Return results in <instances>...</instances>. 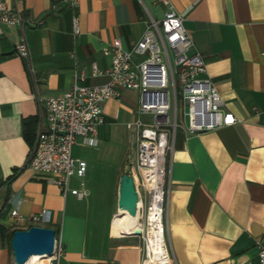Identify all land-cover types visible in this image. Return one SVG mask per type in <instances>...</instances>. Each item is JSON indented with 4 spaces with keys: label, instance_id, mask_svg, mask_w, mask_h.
<instances>
[{
    "label": "crops",
    "instance_id": "1",
    "mask_svg": "<svg viewBox=\"0 0 264 264\" xmlns=\"http://www.w3.org/2000/svg\"><path fill=\"white\" fill-rule=\"evenodd\" d=\"M23 12L19 25L0 23V224H13L14 208L30 216L43 209L65 251L61 264H142V240L121 234L118 212L121 176L113 179L111 209L102 213L97 189L73 175L71 188L80 199L63 196L49 175L27 165L31 146L24 119L37 117L45 100L69 90L76 75L81 85L106 83L111 58L103 48L120 38L124 47L140 39L151 18L164 17L160 0H78L74 9L63 0H2ZM185 20L195 50L222 95L224 108L238 121L198 134L179 130L170 154L166 225L172 264H261L264 245V0H170ZM81 34L73 35L72 17ZM25 40L29 56L16 45ZM96 65L103 73L92 74ZM140 93L122 91L104 103L105 125L137 116ZM101 126V127H102ZM101 127L97 136L100 148ZM84 146V145H83ZM19 169L17 175L10 177ZM117 183V185L115 184ZM118 203V201H117Z\"/></svg>",
    "mask_w": 264,
    "mask_h": 264
},
{
    "label": "built area",
    "instance_id": "2",
    "mask_svg": "<svg viewBox=\"0 0 264 264\" xmlns=\"http://www.w3.org/2000/svg\"><path fill=\"white\" fill-rule=\"evenodd\" d=\"M63 1L72 9L78 6V0ZM160 1L168 10L163 18L150 19L140 39L125 48L121 39L115 38L103 48V53L111 58L105 71L109 76L106 83L81 85L77 80L85 75H76L69 90L45 100L42 118L46 122H39L27 161L35 171L49 175L64 197L72 193L82 199L86 191L71 188L70 180L75 174L84 177L88 163L73 155L74 146H97L99 129L105 124L104 103L121 99L125 89L137 90L140 93L137 116L127 123V128L135 133V153L126 167L134 177L141 202L140 227L130 235L142 240V264L152 259L159 247L164 251L154 264H172L166 204L170 154L179 129L189 135L198 134L238 121L232 111L224 108L222 95L208 75L206 61L195 50L184 16L170 0ZM24 21L21 10L0 0L1 24L19 25ZM72 23L73 35L77 37L81 34V23L76 13ZM16 51L28 57L27 42H18ZM102 73L94 64L92 74ZM10 215L16 225L25 228L51 220L46 209L26 216L14 208ZM138 228L141 233L135 234ZM64 251V243L56 232L54 252L45 255L41 264H61ZM258 255L264 264L263 244L258 245Z\"/></svg>",
    "mask_w": 264,
    "mask_h": 264
},
{
    "label": "rangeland",
    "instance_id": "3",
    "mask_svg": "<svg viewBox=\"0 0 264 264\" xmlns=\"http://www.w3.org/2000/svg\"><path fill=\"white\" fill-rule=\"evenodd\" d=\"M181 130V129H179ZM102 141L100 148H89L79 145L74 148V153L95 163L90 171V186L97 189L98 199L101 201L102 213H108L111 209V197L114 195L112 183L116 174H121L135 153V133L126 126V121H118L115 124L101 127ZM117 185V183H115ZM118 201V196H117ZM116 201V205H118ZM118 213V212H117ZM140 214V213H139ZM141 216V215H140ZM26 226V225H25ZM22 229L14 222L6 227L8 233L16 229ZM28 228V227H26ZM0 264H15L11 245L8 237L3 239L0 234Z\"/></svg>",
    "mask_w": 264,
    "mask_h": 264
},
{
    "label": "water",
    "instance_id": "4",
    "mask_svg": "<svg viewBox=\"0 0 264 264\" xmlns=\"http://www.w3.org/2000/svg\"><path fill=\"white\" fill-rule=\"evenodd\" d=\"M139 193L130 170L121 176L118 205L130 215H137ZM136 229L135 234H140ZM56 230L42 225H31L28 228L16 229L10 241L14 263L25 264L32 255H51L55 248Z\"/></svg>",
    "mask_w": 264,
    "mask_h": 264
},
{
    "label": "bare ground",
    "instance_id": "5",
    "mask_svg": "<svg viewBox=\"0 0 264 264\" xmlns=\"http://www.w3.org/2000/svg\"><path fill=\"white\" fill-rule=\"evenodd\" d=\"M141 202L139 203V205ZM140 212L137 215H130L127 211L118 209V213L114 216V222L119 227V231L121 234H130L134 231L136 227H140ZM136 232V230H135ZM161 247L157 249L156 255L152 257V259L147 260L146 264H154L159 261V255L163 254ZM44 255H32L29 260L25 264H41L43 263Z\"/></svg>",
    "mask_w": 264,
    "mask_h": 264
},
{
    "label": "trees",
    "instance_id": "6",
    "mask_svg": "<svg viewBox=\"0 0 264 264\" xmlns=\"http://www.w3.org/2000/svg\"><path fill=\"white\" fill-rule=\"evenodd\" d=\"M36 123H37V117H28L24 119V137L29 143V145L32 147L35 141L36 136ZM19 169H16V172L10 177V180H12L18 173ZM15 230L8 233L6 230V227L2 224H0V234L3 239L8 237L9 242L11 241V238L13 236ZM57 232V231H56Z\"/></svg>",
    "mask_w": 264,
    "mask_h": 264
}]
</instances>
